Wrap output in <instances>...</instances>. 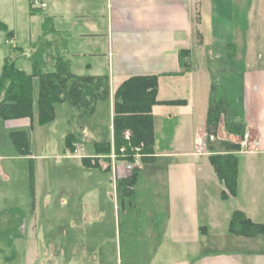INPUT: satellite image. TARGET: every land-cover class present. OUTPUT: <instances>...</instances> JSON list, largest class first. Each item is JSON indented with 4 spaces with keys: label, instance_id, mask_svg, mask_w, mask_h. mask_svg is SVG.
I'll list each match as a JSON object with an SVG mask.
<instances>
[{
    "label": "crops",
    "instance_id": "crops-1",
    "mask_svg": "<svg viewBox=\"0 0 264 264\" xmlns=\"http://www.w3.org/2000/svg\"><path fill=\"white\" fill-rule=\"evenodd\" d=\"M42 2L46 9L33 7L32 0H0V23L6 26V30L0 29V75L9 59L31 74L33 58L41 54L44 71L53 70L56 61L63 59L73 75L95 80L90 86L105 79L108 90L103 96L105 87L96 89L101 96L95 101L88 96L84 105L66 102L56 106L64 113L76 112L80 119L91 118L80 131L84 142L76 140V133L65 135L62 156L35 158L32 151L31 156L22 155L11 135L25 132L29 140L27 129L34 130L33 119L0 121V264H51L50 256L57 257L56 264H75L59 259L66 253L60 234L51 238L53 225L61 224L71 213L76 215V204L81 201L77 194L103 189L113 201L122 200L124 213L126 204L132 206V195L143 208L140 219L144 221L147 243L142 250L146 258L142 260L140 250L131 252L127 264H136L135 254L140 264H264V239L255 249L249 240L257 237L234 235L230 239L222 226L223 220L230 223L235 211L264 223V10L256 1L247 4L244 0ZM183 52L189 55L181 57ZM149 75L159 77L160 103H186L153 106L154 154L141 159L130 196L125 184L130 177L127 161L111 157L116 150L114 98L126 80ZM35 79L39 92V79ZM215 79L224 89L239 88V102L246 113L241 122L244 134L246 130L255 134L251 152L237 154L238 191L228 199L222 197L226 186L210 163L211 151L206 150ZM228 97L225 93L220 100L227 103ZM105 110L111 128L108 139L101 136L97 121ZM226 117L223 115L219 125L224 136L210 140L218 150H222L217 147L220 141L231 143L238 138L224 127ZM69 137L74 148L82 149L81 154L68 145ZM102 144L111 145L109 154L101 153ZM243 157L245 169L240 165ZM30 159L35 164L34 212ZM49 159L57 160L61 179L45 163ZM94 163L96 167L88 165ZM240 200L245 206H240ZM54 202L56 216L50 212ZM242 237L247 240L245 246L240 244ZM211 244L231 248L210 251ZM97 256L94 253L93 264L99 263Z\"/></svg>",
    "mask_w": 264,
    "mask_h": 264
},
{
    "label": "trees",
    "instance_id": "trees-1",
    "mask_svg": "<svg viewBox=\"0 0 264 264\" xmlns=\"http://www.w3.org/2000/svg\"><path fill=\"white\" fill-rule=\"evenodd\" d=\"M0 29L6 30V26L0 23ZM9 35V34H8ZM189 55L182 53L181 57ZM42 56L38 54L33 58V72L28 74L20 70L16 63L9 59L5 62L3 72L0 75V119L5 121L33 117L34 109V80L39 79L38 92V119L40 125L51 123L55 119V108L58 104L69 102L71 105H84L89 96L92 101L97 100L101 95L97 94L96 89L100 90L104 86L103 96L107 92V81L97 80L95 86H90L95 80L92 78H79L72 74L69 63L63 59H58L54 69L44 71L41 65ZM159 77L156 75L135 76L126 80L116 91L114 98V142L117 153L126 147L128 154L132 155L131 148L143 145V157L154 154L155 134L154 117L152 108L157 104L180 105L185 101H171L160 103L157 100ZM228 106L222 100H211L207 132L215 135L222 121L223 115L227 116ZM226 127L234 133L244 130L241 123L226 121ZM131 133V141L124 138V133ZM244 132V131H243ZM244 134V133H243ZM242 134V135H243ZM12 139L17 145L19 152L24 156H31L28 136L25 132L13 133ZM69 137L67 143L72 145ZM210 144L213 143L210 141ZM103 154L111 152L110 144H102ZM222 150L211 147L210 163L213 166L219 180L226 186L227 193L224 192L223 199L236 197L238 191V171L239 158L241 151L240 144H230L221 142ZM75 151L73 145L71 146ZM130 162L134 159L128 157ZM29 165V189L31 197V210L35 211L36 206V179L35 164L30 159ZM89 166L96 167L97 163ZM137 180V172L125 179L129 195H132L133 187ZM228 231L230 234L255 237L263 236L264 223H255L241 211H235L229 223Z\"/></svg>",
    "mask_w": 264,
    "mask_h": 264
},
{
    "label": "rangeland",
    "instance_id": "rangeland-1",
    "mask_svg": "<svg viewBox=\"0 0 264 264\" xmlns=\"http://www.w3.org/2000/svg\"><path fill=\"white\" fill-rule=\"evenodd\" d=\"M256 1L258 4L259 9L264 10V0H244L247 4L250 2ZM249 8V7H247ZM220 81L214 80V87H213V97L219 101L220 98L224 96V94L228 93L229 101H227V106L229 107L228 115L225 118V121H232L236 120V122L241 123L245 118L246 113H244L243 103L239 101L242 99L241 96L237 94L239 88L234 91V87L224 89ZM224 86V85H223ZM241 89V88H240ZM37 93H38V82L35 79L34 82V109H33V123H34V130L27 129L29 133V145L30 149L33 152L35 158L38 156L47 155L50 157H57L62 156L64 149H65V135L69 132L76 133L77 141L84 142V134H81V128L85 127L86 123L91 121L89 116L82 117L81 119L75 116L76 112L70 111L65 112L63 108L59 107L55 109V119L46 125H40L38 119V110H37ZM106 107V104H103ZM106 110L100 114V118H97L98 123L101 125L100 134L104 138L108 139L110 137L111 128L110 123L108 121ZM69 118V122H66V119ZM239 120V121H238ZM0 121H2L0 119ZM96 123V122H95ZM221 124V123H220ZM219 124V125H220ZM224 127H226V122H223ZM219 127L216 131L217 136L220 138L224 136L223 131H219ZM230 130V129H229ZM244 130L238 131L239 133H235L238 135L237 142H231L232 144H240L242 138L245 134H243ZM248 131L246 130L245 133ZM218 133V134H217ZM243 134V135H242ZM215 135H210L207 132L206 139V150L211 151V147L213 145L210 144V137ZM255 134L251 132L249 141L252 142ZM221 142L227 141H220L217 147H221ZM230 143V144H231ZM214 147V146H213ZM216 148V145L215 147ZM250 148H252V144L250 143ZM252 149H245L242 152H251ZM240 151V152H241ZM211 153V152H210ZM122 159V158H120ZM45 163L53 172V176L58 178L59 176V168L57 164V160L49 159L45 160ZM128 164V162H127ZM240 165L242 169H245L247 165L245 164L244 157L240 159ZM139 168H134L133 170H129L128 173L130 177L137 172ZM97 176H99L96 173ZM62 178V177H61ZM58 178V179H61ZM103 178L99 176V179ZM61 183V182H60ZM106 185V183H104ZM128 189V188H127ZM121 192V190H120ZM142 197L145 196V193L142 192ZM108 194H110L106 189L100 190L97 193L91 192L89 193H81L79 200L76 204V215L73 217L71 215L66 217V220H63L61 224L57 223L53 225L54 230L52 232V237L55 238L56 235L59 233L61 236V243L64 245V252L66 253L65 256L59 257V259H67L75 261V264H93L96 257H94V253H97V258L99 259L98 264H127V257L128 253L136 252L138 250L142 251V260L145 259V251L142 250L145 243L147 241L144 239V221H141V211L143 208L139 207L137 204V198H133V195L130 197L132 200V206L125 205L127 207V213H124L122 200L113 201ZM241 196L243 194L241 189ZM247 195V193H245ZM67 196V195H66ZM120 196V194H119ZM145 200V199H142ZM240 200V206L243 207L244 202ZM126 202V200H125ZM145 202V201H144ZM248 204V203H247ZM229 203L227 207H229ZM57 202H54L50 207V212L56 216L57 212ZM62 206V205H61ZM68 207V206H67ZM40 210V208H39ZM65 209H62L64 211ZM252 210V209H250ZM73 210H69L72 212ZM40 212V211H39ZM89 213V218H86V214ZM143 213V212H142ZM40 215V213H39ZM141 221V222H140ZM206 225V223H204ZM148 225V223H146ZM227 221L223 220L222 226H225L223 232L227 236V238H234L233 234H230L228 231ZM42 226V224H41ZM221 230V229H220ZM216 234H214L215 236ZM213 236V237H214ZM253 240H249L250 243H253L255 249H259L262 246V240L264 239L263 236H255ZM212 239V238H211ZM241 239V238H240ZM246 238L241 239L240 244L245 246ZM58 242V240L55 239ZM152 243V242H150ZM142 245V247L140 246ZM212 245V244H211ZM231 248L230 245H215L211 246L210 251H218L217 249L222 248ZM151 249V251H153ZM74 253V254H72ZM137 257H132L134 259V263H139V256L135 254ZM130 257V256H129ZM128 257V258H129ZM57 259L56 256H50L49 260H51V264H56L53 261ZM57 261V260H56ZM155 262V260H154ZM65 264H68L65 262ZM155 264V263H153Z\"/></svg>",
    "mask_w": 264,
    "mask_h": 264
},
{
    "label": "built area",
    "instance_id": "built-area-1",
    "mask_svg": "<svg viewBox=\"0 0 264 264\" xmlns=\"http://www.w3.org/2000/svg\"><path fill=\"white\" fill-rule=\"evenodd\" d=\"M32 5L35 8H40V9H46L47 4H45L44 2H42V0H32ZM249 137H250V133L247 132L245 133L244 137L242 138V141L240 142L241 145V149L243 150H247V149H251L250 148V141H249ZM124 138L125 140H127L128 142L131 141V133L129 131H126L124 133ZM211 141L215 140L214 136L210 137ZM143 145L139 146V147H132L131 151H132V155L128 154L126 147H123L120 149V152L117 153V151L115 150V152L112 153L111 157L114 161L122 158V159H126V161L128 162V164L126 165V169L127 171L129 170H133L134 168H141V159L143 158V154H142V149ZM77 154H81L82 149L79 146L75 145V151ZM132 156V158L134 159L133 162H130L128 159V157Z\"/></svg>",
    "mask_w": 264,
    "mask_h": 264
}]
</instances>
